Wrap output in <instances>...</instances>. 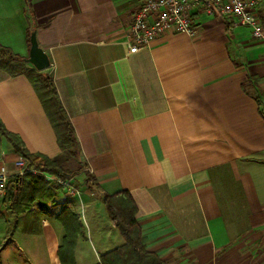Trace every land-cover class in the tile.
Segmentation results:
<instances>
[{"label":"crops","instance_id":"1","mask_svg":"<svg viewBox=\"0 0 264 264\" xmlns=\"http://www.w3.org/2000/svg\"><path fill=\"white\" fill-rule=\"evenodd\" d=\"M139 2L0 0V44L26 59L33 25L78 154L57 146L25 74L0 69L3 126L30 153L62 167L75 160L67 170L83 166L98 185H83L80 201L33 205L11 233L0 216V264H60L64 209L82 225L76 264H98L123 243L101 201L119 190L131 195L146 248L164 264H264V120L253 97L264 103V40L198 12L194 36L166 33L130 54L125 34ZM0 157L15 176L20 157L3 137ZM93 236L94 262L81 248Z\"/></svg>","mask_w":264,"mask_h":264},{"label":"trees","instance_id":"2","mask_svg":"<svg viewBox=\"0 0 264 264\" xmlns=\"http://www.w3.org/2000/svg\"><path fill=\"white\" fill-rule=\"evenodd\" d=\"M258 14L264 27V12L258 9ZM34 30L29 22L27 41L30 32ZM0 69L14 76L24 73L31 83L47 116L56 139V144L61 150H68L73 156L78 154V144L68 117L58 99L56 89L50 75L46 71L37 72L26 68L24 59L14 53L10 47L0 44ZM256 79V78H254ZM257 102L259 113L264 120V103L257 93L253 96ZM0 137H3L11 146L13 152L23 160V175L11 176L6 193L0 199V216L10 212L15 221L9 225L7 233L15 230L16 220L21 215L30 212L33 205L46 207L54 202V193L48 188L41 173H52L59 177H70L79 173L83 166L75 170H67L56 161L39 153H30L24 146L20 137L8 131L0 120ZM34 169L36 173H30ZM83 184L88 188H98L94 179L88 172L85 173ZM102 204L111 225L118 231L123 239L122 245L103 253L99 256L98 264H164L154 252L146 248V238L142 235L136 220L137 207L131 195L126 190L101 196ZM64 229V236L58 248L60 264H76L73 256L75 240L82 235V225L77 216L64 209L58 216ZM9 223V222H8Z\"/></svg>","mask_w":264,"mask_h":264},{"label":"built area","instance_id":"3","mask_svg":"<svg viewBox=\"0 0 264 264\" xmlns=\"http://www.w3.org/2000/svg\"><path fill=\"white\" fill-rule=\"evenodd\" d=\"M264 0H140L137 9L131 14L125 34L128 53L147 49L166 33L195 35V15L203 12L228 19L232 26L248 28L255 40H264V27L258 14ZM16 175H23V161L15 162ZM35 173L34 169L29 170ZM88 172L83 168L70 177L41 173L54 195L80 201L81 183ZM3 159L0 157V199L6 193L11 178Z\"/></svg>","mask_w":264,"mask_h":264},{"label":"rangeland","instance_id":"4","mask_svg":"<svg viewBox=\"0 0 264 264\" xmlns=\"http://www.w3.org/2000/svg\"><path fill=\"white\" fill-rule=\"evenodd\" d=\"M21 159V158H20ZM22 160V159H21ZM23 161V160H22ZM74 161L75 160H70V162L68 163V164H66L65 166H63L64 168H66V169H71L72 167H73V163H74ZM24 163V162H23ZM35 173H36V171H35ZM47 174H52V173H47ZM81 185L83 186L84 184H83V181H82V183H81ZM49 188V187H48ZM72 201L71 200V198L69 199V197L67 198V197H65V196H63L62 197V195H54V201H65V202H67V201ZM76 200V199H75ZM77 201V200H76ZM67 203H70V202H67ZM47 206H49V204L47 205ZM105 210V208L103 207V211ZM5 215V214H4ZM5 217V224L7 225V228L10 226L11 227V229H12V227L13 226H11V225H9L10 223H8V221L6 220L7 218H6V216H3V218ZM51 220V219H50ZM228 220H229V223H228V225H229V229H230V231L232 232V233H238L239 231H240V227H239V225H240V223L238 222V221H236V219H235V217H229L228 218ZM7 221V222H6ZM108 221V222H107ZM13 222V221H12ZM11 222V223H12ZM51 222H52V220H51ZM2 224H3V222H1ZM106 223H109V220L107 219L106 220ZM55 226H57V228H58V235H59V238L63 235V229H62V227L60 226V224L58 223V222H56L55 221ZM114 229V228H113ZM115 231V233L119 236V234H118V232L116 231V230H114ZM16 237V236H15ZM16 240H17V238H16ZM61 241V240H60ZM7 246H9V247H11V248H13L14 246H15V243H13L12 241H9L8 242V245ZM86 246L87 247H85L84 245H81V248H84V250L86 251V252H88L89 254H90V260H93V262H94V256H93V253H94V251L96 250H99L98 249V246L96 245V243H95V240H94V236H93V239L91 238V240L90 239H88V240H86ZM14 253V252H13ZM5 256V255H4ZM17 257L18 258V256H20V255H18V254H16V253H14V256H13V258L14 257ZM14 260V259H13ZM2 264H7V262L5 261V259L3 260V263Z\"/></svg>","mask_w":264,"mask_h":264},{"label":"water","instance_id":"5","mask_svg":"<svg viewBox=\"0 0 264 264\" xmlns=\"http://www.w3.org/2000/svg\"><path fill=\"white\" fill-rule=\"evenodd\" d=\"M24 62L31 65L38 72H42L50 66L46 53L37 44L35 30L30 32L28 57L24 59Z\"/></svg>","mask_w":264,"mask_h":264}]
</instances>
